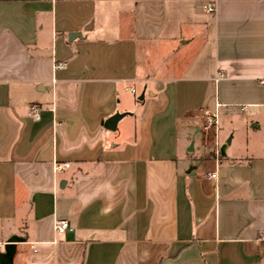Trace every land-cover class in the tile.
<instances>
[{
    "label": "crops",
    "instance_id": "crops-1",
    "mask_svg": "<svg viewBox=\"0 0 264 264\" xmlns=\"http://www.w3.org/2000/svg\"><path fill=\"white\" fill-rule=\"evenodd\" d=\"M126 1L0 0V254L264 264V0Z\"/></svg>",
    "mask_w": 264,
    "mask_h": 264
},
{
    "label": "built area",
    "instance_id": "built-area-1",
    "mask_svg": "<svg viewBox=\"0 0 264 264\" xmlns=\"http://www.w3.org/2000/svg\"><path fill=\"white\" fill-rule=\"evenodd\" d=\"M208 10L210 12L213 11V8L211 5L208 6ZM64 68H65V63L58 62V63L53 64V71H55V72L63 70ZM257 82H258V85L260 86L261 91H262V106L264 107V76L259 78ZM131 92L134 93L133 90ZM39 114H40V109L36 105H30L29 106L28 115L30 117H32L34 120L38 121L39 120ZM205 122L209 127L216 126L217 116L216 115L211 116V115L206 114ZM68 166H69L68 164L64 165L65 168H68ZM57 169L59 170L60 167H58ZM214 177H215V175H211V178H214ZM54 230L56 233L61 234V233H65L68 231H72V228L70 227V225L68 224L67 221L61 220V221H58L57 223H55Z\"/></svg>",
    "mask_w": 264,
    "mask_h": 264
},
{
    "label": "water",
    "instance_id": "water-1",
    "mask_svg": "<svg viewBox=\"0 0 264 264\" xmlns=\"http://www.w3.org/2000/svg\"><path fill=\"white\" fill-rule=\"evenodd\" d=\"M75 34H71L69 41H72L75 37ZM139 101L143 100V94L138 98ZM122 118V115H115L108 119L104 125L107 130L114 131L117 125V122ZM230 141H227L229 144ZM223 153V150H222ZM19 242L16 238H11L9 242L4 246V251L0 254V264H13V258L15 255V244Z\"/></svg>",
    "mask_w": 264,
    "mask_h": 264
},
{
    "label": "rangeland",
    "instance_id": "rangeland-1",
    "mask_svg": "<svg viewBox=\"0 0 264 264\" xmlns=\"http://www.w3.org/2000/svg\"><path fill=\"white\" fill-rule=\"evenodd\" d=\"M125 3H127L126 5H128L129 1L127 0ZM236 129H237V127H235V128L232 127V130H233V131H235ZM222 130H223L222 133L224 134V133L226 132V130H227V127L225 126L224 128H222ZM220 134H221V133H220ZM235 139H236V140L240 139V141H242L241 138H239L238 136H237ZM253 140H254L255 143H257V144L260 143V137L254 138ZM211 154H212V156L215 158V156H217V151L214 150V151H212Z\"/></svg>",
    "mask_w": 264,
    "mask_h": 264
}]
</instances>
